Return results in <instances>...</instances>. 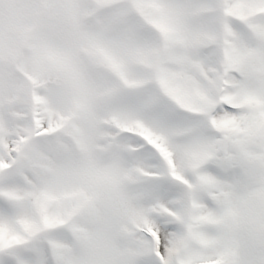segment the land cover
<instances>
[{
  "label": "snow or ice",
  "instance_id": "6c2138e0",
  "mask_svg": "<svg viewBox=\"0 0 264 264\" xmlns=\"http://www.w3.org/2000/svg\"><path fill=\"white\" fill-rule=\"evenodd\" d=\"M0 264H264V0H0Z\"/></svg>",
  "mask_w": 264,
  "mask_h": 264
}]
</instances>
